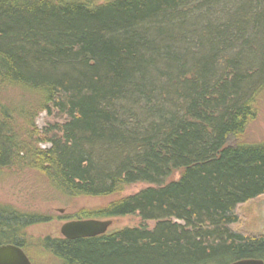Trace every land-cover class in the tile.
Listing matches in <instances>:
<instances>
[{"label":"trees","instance_id":"16d2710c","mask_svg":"<svg viewBox=\"0 0 264 264\" xmlns=\"http://www.w3.org/2000/svg\"><path fill=\"white\" fill-rule=\"evenodd\" d=\"M88 2L0 0V94L66 116L41 149L0 100V175L27 167L69 196L147 184L97 216L155 225L43 248L60 264L264 262V234L237 228L264 196V142L243 141L264 92V0ZM47 220L0 203V245L28 253V228Z\"/></svg>","mask_w":264,"mask_h":264},{"label":"rangeland","instance_id":"374dc122","mask_svg":"<svg viewBox=\"0 0 264 264\" xmlns=\"http://www.w3.org/2000/svg\"><path fill=\"white\" fill-rule=\"evenodd\" d=\"M90 1L93 5H104L111 0H78ZM1 103L8 106L13 120V126L20 139L28 141L33 146L48 149L49 143L40 142L44 138V131L51 125L65 122L66 116L52 111L40 109L33 96L21 93L18 89L7 90L0 94ZM257 120L251 125L243 141L248 143L264 142V92L255 99ZM33 107V111H31ZM39 108V109H38ZM234 144L235 141H230ZM47 147V148H46ZM179 174L171 176L167 182L177 179ZM147 184L127 186L122 192L113 196L102 197H75L64 195L49 183V180L40 172L24 167L2 171L0 175V203L12 205L27 213L41 214L50 217V224H41L28 228L27 255L32 264H60V260L45 250L40 241L47 237H56L60 234L62 219L67 220L81 210H96L105 208L115 201L122 200L147 188ZM64 210V213H60ZM241 222L237 227L240 232L249 236L264 234V196L253 200L239 208ZM110 219V218H108ZM113 225L109 232L120 231L126 228H138L142 225L153 228L154 222L144 223L138 216L113 217Z\"/></svg>","mask_w":264,"mask_h":264},{"label":"water","instance_id":"95a60500","mask_svg":"<svg viewBox=\"0 0 264 264\" xmlns=\"http://www.w3.org/2000/svg\"><path fill=\"white\" fill-rule=\"evenodd\" d=\"M113 225L108 221L72 222L63 226L62 234L68 240L96 238L105 235ZM0 264H32L27 253L13 244L0 245ZM232 264H264L261 260L246 259Z\"/></svg>","mask_w":264,"mask_h":264},{"label":"flooded vegetation","instance_id":"af4514ba","mask_svg":"<svg viewBox=\"0 0 264 264\" xmlns=\"http://www.w3.org/2000/svg\"><path fill=\"white\" fill-rule=\"evenodd\" d=\"M62 194H64V193H62ZM64 195H66V194H64ZM75 197H80V196H74V198ZM88 197H91V196H88ZM100 209H103V208H100ZM100 209H96V210H87V209L81 210V211L77 212L73 217L68 218L67 220L62 219L63 222H62V226L60 228V234L58 236H56V237H51V238L52 239H57V240L66 239L63 236V234H62V228H63L64 225H66L68 223H72V222H82V221H92V220H94V221H108V220H112V219H108L106 217H98L97 214H98V210H100ZM60 213L63 214L64 213V210H61ZM47 218H48V220L45 221V222H43V223H41V224H50L53 221L50 217H47ZM41 224H37V225H41ZM109 231L105 235H107L109 233ZM88 239H90V238H88Z\"/></svg>","mask_w":264,"mask_h":264}]
</instances>
